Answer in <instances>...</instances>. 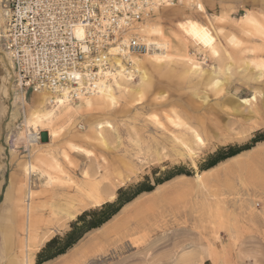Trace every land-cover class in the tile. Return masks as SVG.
<instances>
[{
  "label": "rangeland",
  "instance_id": "1",
  "mask_svg": "<svg viewBox=\"0 0 264 264\" xmlns=\"http://www.w3.org/2000/svg\"><path fill=\"white\" fill-rule=\"evenodd\" d=\"M192 2L205 4L204 13L184 0L161 10L159 16L154 14L162 34L148 38L166 40L168 48L152 45L146 55L133 58L140 62V73L121 80L120 89H114L115 108L108 95L91 112L86 104L81 108L80 100L60 106L43 102L40 93L34 101L35 91L16 85L14 72L6 68L0 74V211L6 212L0 223L9 221L11 226L0 225L4 256L0 255V264L4 260L24 264L31 253H35L33 264H38V254L50 240L65 237L77 222L79 234L93 215L80 221L78 217L106 202H117L121 190V199L133 198L131 203L41 264H97L101 259L109 264H249V257L250 264L264 261V132L257 130L245 139H233L231 134L245 118L264 119V87L254 75L264 60V37L247 22L264 18V0ZM193 17L209 30L219 59L212 57L213 48L204 43L203 32L190 36L176 27ZM0 20L3 28L2 15ZM139 35L144 41L147 34ZM189 59L196 62V75ZM213 72L229 74L235 81L232 91L240 100L230 97L233 102L223 105L230 112L221 111L216 97L201 87L205 84L201 73L210 79ZM114 84L110 80L111 87ZM244 100H250V105H244ZM52 107L49 118L31 120L33 111ZM151 115L159 117L167 133L148 121ZM176 122L186 127L175 128ZM100 124L105 125L103 130ZM197 134L206 141L223 138V142L200 154L199 163L190 166L182 162L184 145L196 151ZM101 136L107 148L92 143ZM70 144L95 155L73 152ZM166 149L181 162L159 169L139 166L141 158L149 161ZM29 164L35 172L27 171ZM136 171L140 175L129 178ZM11 182L9 201L4 202ZM89 202L95 206L87 207ZM145 234L143 242L134 239ZM61 243L57 241L45 254H53ZM101 247L107 253L103 257L98 255Z\"/></svg>",
  "mask_w": 264,
  "mask_h": 264
},
{
  "label": "snow or ice",
  "instance_id": "2",
  "mask_svg": "<svg viewBox=\"0 0 264 264\" xmlns=\"http://www.w3.org/2000/svg\"><path fill=\"white\" fill-rule=\"evenodd\" d=\"M11 4L12 0H0V15L5 20L8 19V14L13 11L10 7ZM171 6L170 0H129L128 3H123L122 0H40V3L36 6L37 12L28 17L27 27L18 25L13 30L12 27L6 24L3 28H0V60L3 61V63H0V74H3L6 68L8 72L19 70L23 80L29 82L27 91L32 92L33 89L35 90L34 101L41 92L50 86L53 87L56 94H59L62 88H66L67 90L63 91L62 98L58 99L55 102L56 104L65 105L71 93L73 102L76 99L82 101L81 108L83 109L86 104L88 111L91 112L95 103L103 102V89L91 85L89 81H82L81 74L86 75L85 70L91 69L93 65H97L101 61H103V64L100 65L99 73H91V76L96 77L98 75L101 80L104 76L119 80L117 73H123V68L118 61H127L133 65V71L139 72V67H136L138 61L132 60L131 53L124 51V48L130 41L140 43L137 34L141 32L147 34L142 42L152 46L153 40L148 36L162 34L154 23V14L159 16L161 10ZM238 6L240 5H221V7ZM188 7L193 10L198 9L200 13H204L206 6L203 3L197 4L189 0ZM132 8L135 9L134 13L131 12ZM28 11H32L31 7ZM261 15L264 17V13ZM134 21L140 23L137 24ZM247 22L258 31L261 37H264V18H261L259 22L256 19L248 18ZM176 27L190 36L197 35V30H199L206 37L204 43L210 44L212 42L209 30L202 28L200 23L195 22V17L187 18L185 22L179 23ZM189 28L192 31H189ZM248 34L251 35V33ZM61 46L64 47L61 48ZM156 46L160 47V45ZM237 46L239 47V45ZM69 51L71 53L70 63L63 60L64 53ZM57 52L61 53V61L65 63L63 70L58 67ZM122 52L123 55H121ZM211 55L216 59L220 58V53L214 48L211 50ZM150 59L159 60L160 57H151ZM109 60H111V68L108 67ZM9 61L12 63L11 67ZM144 63L147 65L148 61ZM188 64L193 69L192 75H196V62L189 59ZM53 65H57V67H53ZM258 68L259 71L254 75L258 76L261 87H264V60L260 62ZM240 71L243 72V69ZM124 78L127 80L132 79L128 73H124ZM201 78L205 79V84L201 87H205L208 96L216 97V103L220 106V110L226 113L232 111V109L223 107L225 103L233 102L230 97L234 98L236 102L240 100V97L232 91L235 81L230 78V75L220 76L213 72L211 78L207 79L201 73ZM144 79L146 80L147 77L145 76ZM60 80L64 81L63 85L58 83ZM47 81H51V85ZM240 83L243 84V81H240ZM77 84H79V88H76ZM86 85L88 87L87 93L83 91ZM114 89H120L119 82L114 84L113 87L107 88L108 99L111 100L113 108L118 106L117 100L113 96ZM98 91L99 95H97ZM203 94L201 93V95ZM157 99L159 100L160 97H157ZM255 99L256 96H251V100ZM140 102L137 101V103ZM250 102V100H244L243 104L250 105ZM235 110L238 112L242 110L239 103L236 104ZM34 119H39V116H35ZM148 121L154 122L157 128L166 133L168 132L165 124L161 123L158 116L151 115L148 117ZM168 123L172 124L173 121H168ZM104 127V124L99 125L101 130ZM107 127L111 129L112 124H108ZM174 127L181 128L186 127V125L176 122ZM257 130L264 132V119L256 122L245 118L231 134L233 139H245ZM91 131L95 132L96 129L93 128ZM195 139L197 141L196 151H193L188 145H184L187 151L184 153L182 162L188 163L190 166L199 163L198 156L200 154L223 142V138L215 142L206 141L199 134L196 135ZM92 143L101 144L104 148L108 147L107 144L103 143L102 136L97 140H93ZM68 147L73 152L83 153L89 158L95 155L94 151H85L84 147H74L71 144ZM64 159H69L67 154H65ZM103 162L106 164L108 161L104 160ZM176 162H181L180 157L174 156L169 149H166L163 153L152 156L149 161L141 158L139 166L142 167L148 164L159 169ZM69 165L75 166L70 160ZM31 170L36 171L35 168ZM84 175L88 176V172H84ZM133 175L138 177L140 173L136 171L134 174H129V178H132ZM94 206L92 202L87 204L89 208ZM146 238L147 234L143 238L134 239L143 242ZM106 254L105 249L101 247L98 255L103 257ZM261 255H264V252ZM250 260L251 257H249V264ZM97 264H109V262L101 259ZM261 264H264V261H261Z\"/></svg>",
  "mask_w": 264,
  "mask_h": 264
},
{
  "label": "built area",
  "instance_id": "3",
  "mask_svg": "<svg viewBox=\"0 0 264 264\" xmlns=\"http://www.w3.org/2000/svg\"><path fill=\"white\" fill-rule=\"evenodd\" d=\"M122 2L128 3L129 0H122ZM183 2H184V0H170V3L172 6H179V5L183 4ZM39 3H40V0H12V4L10 5V7H12L13 11L8 14V19L6 20V24L8 26L12 27L13 30H15L18 25L21 27H27L28 26V17L32 16L33 13L37 12L36 6ZM30 7H31L32 11H28V9ZM121 11H123V9H121ZM131 12L134 13L135 9L132 8ZM134 23L138 24L140 22L134 21ZM50 27H51V25H50ZM57 27H58V25H57ZM137 36L141 42L137 43V42L130 41L129 44L125 46L124 51H128L130 53L136 52L139 54H142V53H145L148 51L149 45L147 43L142 42V38L140 37L139 34H137ZM63 47L64 46H61V48H63ZM121 55H123V52L121 53ZM56 59L58 62L59 69L63 70L65 67V63L61 61V53L60 52L56 53ZM63 60L68 61L70 63V61H71L70 51L67 53H64ZM124 62H126L128 66L130 65V63H128L127 61H124ZM101 64H103V61H101L97 65H93V67L91 69L85 70V72L87 74L86 75L81 74V80L82 81H89L91 83V85L98 86L97 81H99V76L97 75L96 77H93V76H91V73L96 72L98 74ZM53 67H57V65H53ZM108 67H110L109 63H108ZM77 74H80V73H77ZM14 79H15L16 83L19 85V87H21L22 89L27 90L29 88V82H27L26 80H23L19 70L14 71ZM47 83H49V85H51L52 82L47 81ZM58 83L60 85H63L64 81L60 80V81H58ZM76 88H79V84L76 85ZM47 89H49L55 93L53 87L50 86ZM64 90H67V89L62 88V91L60 93L62 94ZM33 91H35V90L33 89ZM83 91L86 93L88 92L87 85ZM69 96L71 99H73L71 96V93Z\"/></svg>",
  "mask_w": 264,
  "mask_h": 264
},
{
  "label": "trees",
  "instance_id": "4",
  "mask_svg": "<svg viewBox=\"0 0 264 264\" xmlns=\"http://www.w3.org/2000/svg\"><path fill=\"white\" fill-rule=\"evenodd\" d=\"M121 194H123V190L120 191V197L117 202H106L100 208L85 211L82 215H80L77 221L84 220L88 215H93V218L88 220L87 223L83 225L82 230L79 234L77 233L79 229V222H77L74 224V229L68 232L65 237L53 238L52 240H50L38 254L37 263L41 264L55 257L56 255L64 253L68 248L73 246L87 231L108 222L110 218L123 207V205H125L126 203L128 204V202L133 199L129 197L128 199L122 200ZM116 203L118 204V206L114 208V205ZM57 241H62L61 247L55 250L53 254H45Z\"/></svg>",
  "mask_w": 264,
  "mask_h": 264
},
{
  "label": "bare ground",
  "instance_id": "5",
  "mask_svg": "<svg viewBox=\"0 0 264 264\" xmlns=\"http://www.w3.org/2000/svg\"><path fill=\"white\" fill-rule=\"evenodd\" d=\"M3 17V16H2ZM6 25V20L4 19V17H3V27ZM149 37V36H148ZM142 38V37H141ZM143 39V38H142ZM205 39H206V37H205ZM152 45H154L156 48H159V47H157L156 45H160V47L162 46L164 49H167L168 48V44H167V41L166 40H163L162 42H157V41H153V44ZM212 48H214L213 47V41L209 44ZM162 47H161V49H162ZM170 49V48H169ZM217 51V50H216ZM162 53V52H161ZM146 54V53H145ZM166 54V53H165ZM141 55L142 54H139V53H136V52H132L131 53V58H132V60H133V58L135 57V56H137V57H140L141 58ZM163 55V54H162ZM161 60V59H160ZM163 60V59H162ZM108 63L110 64V67L109 68H111L112 67V64H111V60H109L108 61ZM118 63H121V67L123 68V67H126L127 68V72L128 73H130L132 76L131 77H133L135 74H136V72L135 71H133V65H127V63L126 62H120V61H118ZM125 65H124V64ZM138 63H140L139 61H138ZM138 63H137V65H136V67H139L138 66ZM9 64L12 66V63H11V61H9ZM141 68V67H140ZM124 69V68H123ZM127 72H125V73H127ZM140 73V72H139ZM121 75H119L120 77H119V80L120 81H118V80H115V82L116 83H120V85L122 84V82H121V80H123V79H125L124 78V73H120ZM129 74V75H130ZM141 75H142V77H144L145 76V71L144 70H142V72H141ZM144 75V76H143ZM110 80H112V78L110 77V76H104L103 77V79L101 80L100 78H99V81H97V85H98V88L99 89H103V95H109V93H108V91H107V88H109V87H111V85H110ZM126 81H127V79H125ZM16 85H18V84H16ZM19 86V85H18ZM53 94V95H51V94ZM98 93H99V91H98ZM41 94H42V101L43 102H47V101H51V103H55L58 99H60V98H62V96H63V93L61 94V93H59V94H56V93H54V92H52L51 90H49V89H45L43 92H41ZM100 94V93H99ZM77 101H79L78 99H76L75 100V102H77ZM68 102L69 103H73V99H71L70 98V96H69V98L66 100V103L68 104ZM50 103V102H49ZM65 103V104H66ZM56 104V103H55ZM60 106H62V105H60ZM43 107H44V105H43ZM66 109V108H65ZM53 111H54V109H53V107H52V109H48V108H46V110H42V111H40V110H36V111H34L33 112V116H32V118H31V120L32 121H37L38 119H34V117L35 116H39V119H40V117L43 115L44 117H47V118H49L50 117V115L53 113ZM66 111H68L67 109L65 110V112ZM54 114V113H53ZM31 165V164H30ZM129 203H131V202H129ZM128 203V204H129ZM110 221V220H109ZM108 221V222H109ZM107 223V222H106ZM105 223V224H106ZM27 262V261H26ZM26 264H31V263H26Z\"/></svg>",
  "mask_w": 264,
  "mask_h": 264
},
{
  "label": "crops",
  "instance_id": "6",
  "mask_svg": "<svg viewBox=\"0 0 264 264\" xmlns=\"http://www.w3.org/2000/svg\"><path fill=\"white\" fill-rule=\"evenodd\" d=\"M0 22H1V20H0ZM81 104H82V101H81ZM80 104V105H81ZM36 111V110H35ZM34 112V111H33ZM65 119H67L66 117H65ZM31 169H33V165L31 164H29L28 166H27V171L30 173L32 170ZM14 175L12 174L11 175V177H13ZM12 182H13V180H12ZM11 182V183H12ZM9 184L8 185V189H7V195H6V198H5V201L4 202H6V200H7V202L9 201V197H10V194H9V192H10V190H12V188H13V183L12 184ZM12 185V186H11ZM5 214H6V212H5V210H4V208H2V210L0 211V221H1V219L2 218H4V216H5ZM2 223V224H1ZM0 223V225H3V226H8V227H11L10 225H9V221H6L5 223H4V221L3 222H1ZM1 255V254H0ZM34 255H35V253H31V255L29 254V255H27L26 256V259H25V263L24 264H26V263H31V264H33L34 263ZM2 256V258H4V256L3 255H1ZM27 261V262H26ZM4 264H7V261L6 260H4ZM12 264H16V262L15 261H12Z\"/></svg>",
  "mask_w": 264,
  "mask_h": 264
}]
</instances>
